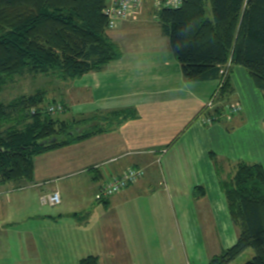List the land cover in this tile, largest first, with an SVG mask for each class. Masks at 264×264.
<instances>
[{
    "label": "crops",
    "instance_id": "crops-1",
    "mask_svg": "<svg viewBox=\"0 0 264 264\" xmlns=\"http://www.w3.org/2000/svg\"><path fill=\"white\" fill-rule=\"evenodd\" d=\"M139 10L109 29L116 60L57 92L62 114L77 123L73 112L85 113L93 118L88 131H104L36 155L30 181H0V264H79L89 255L99 264H193L186 239L210 245L207 219L217 254L237 242L216 168L264 165L258 87L245 67L230 66L232 93L215 105L227 108L228 121L209 123L203 109L219 79H187L157 9ZM133 167L144 174L103 193ZM55 191L60 203H41Z\"/></svg>",
    "mask_w": 264,
    "mask_h": 264
},
{
    "label": "trees",
    "instance_id": "trees-1",
    "mask_svg": "<svg viewBox=\"0 0 264 264\" xmlns=\"http://www.w3.org/2000/svg\"><path fill=\"white\" fill-rule=\"evenodd\" d=\"M106 4V0H0V93L16 74L69 80L104 70L116 60L120 50L108 34ZM158 7L159 24L187 79H219L221 68L230 63L245 67L264 93V0H182L179 7ZM230 79L228 75L220 98L232 93ZM48 94L39 90L0 102L1 182L30 181L36 155L104 131L80 132L75 121L60 119L57 114L66 105L60 100L45 104ZM59 105L62 111L49 110ZM204 113L213 122L228 121L225 106ZM216 169L238 240L208 264H229L250 248L255 255L244 264H264V165L237 160L228 169ZM195 191L205 193L200 186ZM79 264L99 262L89 255Z\"/></svg>",
    "mask_w": 264,
    "mask_h": 264
},
{
    "label": "rangeland",
    "instance_id": "rangeland-1",
    "mask_svg": "<svg viewBox=\"0 0 264 264\" xmlns=\"http://www.w3.org/2000/svg\"><path fill=\"white\" fill-rule=\"evenodd\" d=\"M156 2H157V0H143L142 1L143 6L140 7L139 11H142L145 9V11L146 10H152L154 13L153 9L157 6ZM155 9H157V8H155ZM237 66H239V65H236L234 67H237ZM246 71H247L249 77L251 78V80L254 81L255 79L251 76V74L248 72V70H246ZM70 80L71 79L62 80V79H59L57 76H54L51 74H48V75L31 74V73H26L23 75L22 74H16L12 77V79L8 80V82L4 85L2 92L0 93V102L9 103L13 99L18 98L21 95H29V94H34L39 90H46L49 94L45 98V104H47V105L49 103L52 104V102L54 100L57 101V99H58V98H56L57 92H59V90L61 88L63 89V91L69 89V85L71 83ZM257 90H259V89H257ZM258 93L260 95V98L262 99V102L264 103V93L262 92V90H259ZM72 115L74 117H76L78 120L75 128L76 127H82L83 131L94 130V129H91L94 126L90 125V123L93 120L92 117H89L85 113H79L78 114L76 112H73ZM57 116H59L60 119H65V120L67 119L68 122H70V123H71V120L73 121V118L71 117V114L69 112L67 113L68 118L65 114H57ZM76 129H78V128H76ZM16 220L19 221L21 219H16ZM207 220H208V227L207 228L211 232V238H213L210 241V243H211L210 245H209V243L205 244L202 241H198V239L196 237L197 235L195 232V229H196L195 226L190 227L191 229L193 228L192 232H194V234H195V237H196V238H194L195 240H192V237H189V235H192V233H190V231H186V233H185L186 237H189L188 239H186V242H187V246H188L189 256H190V258L192 260L191 262L193 264H208L209 259H207V258H210L213 255V254H211V252H215V254H217L216 253V251H217L216 246H217V239L218 238H216V234L213 230L212 219H207ZM196 224L198 226V223H196ZM254 255H255V251L253 249H251V248L247 249L246 252L242 253L240 256H238L236 259H234L233 262H231L229 264H244L247 261H249L250 259H252ZM196 258H198V259H196Z\"/></svg>",
    "mask_w": 264,
    "mask_h": 264
},
{
    "label": "built area",
    "instance_id": "built-area-1",
    "mask_svg": "<svg viewBox=\"0 0 264 264\" xmlns=\"http://www.w3.org/2000/svg\"><path fill=\"white\" fill-rule=\"evenodd\" d=\"M143 0H106L107 4L104 8V14H106V17L108 19V28L113 29L118 26V24L121 21H126L128 18L132 17V14L135 13L138 9H140L142 5ZM182 0H157L156 7H179ZM229 67L230 64L225 65V67H222L220 70V78H219V84L218 89L215 90L212 97L207 101V103L204 106L203 111L206 112V110H211L215 108L216 101L218 100V97L220 95V90L223 87L226 78H228L229 75ZM239 106L235 105L232 106L231 109H229L230 113L236 112L239 110ZM58 110L62 111L63 107L62 105L55 107H50L49 110ZM207 121L209 123H212L214 120L212 117H207ZM144 174V170L142 169H136L133 167V169H129L126 173L121 175V177H116L109 183H107L105 188H103V193L106 196L113 195L116 192L125 189L130 183L136 181L140 176ZM61 196L59 192L55 191L49 194H44L42 197H40V201L42 204H50L56 205L60 203Z\"/></svg>",
    "mask_w": 264,
    "mask_h": 264
},
{
    "label": "clouds",
    "instance_id": "clouds-1",
    "mask_svg": "<svg viewBox=\"0 0 264 264\" xmlns=\"http://www.w3.org/2000/svg\"><path fill=\"white\" fill-rule=\"evenodd\" d=\"M183 34L186 35L187 34V30H185Z\"/></svg>",
    "mask_w": 264,
    "mask_h": 264
}]
</instances>
